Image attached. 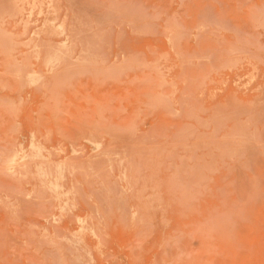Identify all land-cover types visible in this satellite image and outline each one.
<instances>
[{
    "label": "rangeland",
    "instance_id": "rangeland-1",
    "mask_svg": "<svg viewBox=\"0 0 264 264\" xmlns=\"http://www.w3.org/2000/svg\"><path fill=\"white\" fill-rule=\"evenodd\" d=\"M0 264H264V0H0Z\"/></svg>",
    "mask_w": 264,
    "mask_h": 264
}]
</instances>
